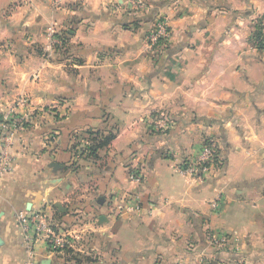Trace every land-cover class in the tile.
<instances>
[{
    "label": "crops",
    "instance_id": "1",
    "mask_svg": "<svg viewBox=\"0 0 264 264\" xmlns=\"http://www.w3.org/2000/svg\"><path fill=\"white\" fill-rule=\"evenodd\" d=\"M260 17L264 0H0V119L28 116L0 175V264H264ZM208 138L216 168L181 172ZM35 212L70 251L24 228Z\"/></svg>",
    "mask_w": 264,
    "mask_h": 264
},
{
    "label": "built area",
    "instance_id": "2",
    "mask_svg": "<svg viewBox=\"0 0 264 264\" xmlns=\"http://www.w3.org/2000/svg\"><path fill=\"white\" fill-rule=\"evenodd\" d=\"M49 33L55 34L54 25L50 26ZM171 31L168 26V19L164 16H158L155 21V29L149 34V46L158 48L164 41L169 40ZM55 42H57L55 40ZM21 104L13 105L6 114L0 119V175L9 172L12 169L15 157L12 153V147L16 141V134L24 128V124L28 120V116L20 113ZM172 123L165 115H161L156 119V127L161 130L170 128ZM220 153V144L217 140L208 138L203 145L202 150L195 157L182 160L178 164L181 172L191 175L192 177L203 179L217 166ZM131 178L134 181L143 179L141 171H132ZM134 197H126L127 201L133 200ZM213 209H219L220 203L215 200L211 203ZM143 204L141 201L135 203H127V206H119V212L124 211H141ZM20 221L24 224V228L29 231L33 228L38 235H42L48 241L50 249L54 252L65 251L72 247V236L68 232L60 231L54 223L50 222L42 212L20 213ZM229 239L223 234L220 240H215L216 244L225 243ZM217 264H242L241 261L223 262Z\"/></svg>",
    "mask_w": 264,
    "mask_h": 264
},
{
    "label": "rangeland",
    "instance_id": "3",
    "mask_svg": "<svg viewBox=\"0 0 264 264\" xmlns=\"http://www.w3.org/2000/svg\"><path fill=\"white\" fill-rule=\"evenodd\" d=\"M257 23L253 24L252 37L253 40L258 43V45L264 49V17L256 18Z\"/></svg>",
    "mask_w": 264,
    "mask_h": 264
},
{
    "label": "trees",
    "instance_id": "4",
    "mask_svg": "<svg viewBox=\"0 0 264 264\" xmlns=\"http://www.w3.org/2000/svg\"><path fill=\"white\" fill-rule=\"evenodd\" d=\"M112 137H107L103 140V143L102 144H99V145H93L92 147H90V151L92 154H95L97 152V149L99 148V146H102L103 144H105V142H108L109 140H111ZM67 251H70L69 248L66 249V252Z\"/></svg>",
    "mask_w": 264,
    "mask_h": 264
},
{
    "label": "water",
    "instance_id": "5",
    "mask_svg": "<svg viewBox=\"0 0 264 264\" xmlns=\"http://www.w3.org/2000/svg\"><path fill=\"white\" fill-rule=\"evenodd\" d=\"M44 264H51V260H47V261H45Z\"/></svg>",
    "mask_w": 264,
    "mask_h": 264
}]
</instances>
